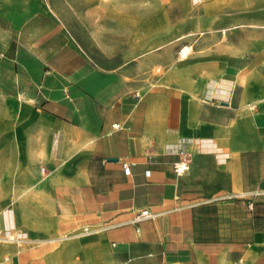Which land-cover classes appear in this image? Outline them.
Masks as SVG:
<instances>
[{
    "label": "rangeland",
    "instance_id": "obj_1",
    "mask_svg": "<svg viewBox=\"0 0 264 264\" xmlns=\"http://www.w3.org/2000/svg\"><path fill=\"white\" fill-rule=\"evenodd\" d=\"M184 47L189 50L182 57ZM6 72L36 73L41 85L55 86L57 95L75 97L80 126L85 123V87L91 97L87 106L102 96L112 98L107 105L122 107L137 99L143 103L147 94L162 89H184L183 81L202 94L217 82L222 101L235 102L243 93L240 108L249 112L246 103H263L256 92L264 90V0H0V75ZM228 79L236 86L231 98ZM22 118L0 107V216H15L18 239L68 235L53 243L59 249L45 264H116L98 229L72 236L83 226L66 228L71 214L62 196L52 192L55 184L85 183V150L90 148L85 129L59 125L52 130L58 136L53 149L44 120L33 129L21 125ZM41 184H49L43 201L34 198V187ZM247 194L249 203L257 200ZM22 198L30 223L22 221ZM39 242L0 239V262L11 258L10 250L17 264L18 251ZM220 243L226 248L248 242ZM236 247L230 248L236 258L227 264H242L241 246Z\"/></svg>",
    "mask_w": 264,
    "mask_h": 264
},
{
    "label": "crops",
    "instance_id": "obj_2",
    "mask_svg": "<svg viewBox=\"0 0 264 264\" xmlns=\"http://www.w3.org/2000/svg\"><path fill=\"white\" fill-rule=\"evenodd\" d=\"M0 76V107L21 113V125L33 129L43 119L51 148L58 143L52 130L59 125L85 129L90 146L85 150V183L55 184L52 192L62 196L71 214L66 228L85 225L84 233L98 229L116 264H227L236 258L230 249L236 246L242 264H264V90L256 92L263 103L248 102L245 112L240 108L243 93L232 101L236 86L230 79L231 99L226 101L218 97L217 82L202 94L183 81L184 89H162L147 94L143 103L137 99L122 107L107 105L112 98L102 96L93 101V108L87 106L91 97L85 87V123L80 126L75 97L57 95L55 86L41 85L36 73ZM202 97L208 100L197 102ZM178 149L191 158L182 174L173 170ZM125 160L130 163L128 174L121 166ZM36 187L45 193L49 184ZM246 193L257 200L249 203ZM218 195L236 196L213 199ZM143 208L163 214L126 223ZM114 223L120 225L112 227ZM17 225L12 213L3 212L0 235L14 232L19 237ZM59 237L19 251L17 264H45L46 256L59 249L53 244ZM221 241L248 243H227L224 248Z\"/></svg>",
    "mask_w": 264,
    "mask_h": 264
},
{
    "label": "built area",
    "instance_id": "obj_3",
    "mask_svg": "<svg viewBox=\"0 0 264 264\" xmlns=\"http://www.w3.org/2000/svg\"><path fill=\"white\" fill-rule=\"evenodd\" d=\"M251 109L254 108V105H249ZM113 128H118V124H112ZM178 159L173 163V170L176 174H182L186 172L189 169V165L191 162L190 154L182 149H178ZM122 170L124 174H128L130 171V163L128 161H122L121 162ZM44 167H40V172L43 173ZM236 195H218L215 196L213 199L222 200L227 198H232ZM163 212H154L149 210L148 208H143L137 211L134 216L129 219L126 223H139L145 220H151L155 219L158 216L162 215ZM120 225V223H114L111 226H117ZM123 264V263H122Z\"/></svg>",
    "mask_w": 264,
    "mask_h": 264
},
{
    "label": "bare ground",
    "instance_id": "obj_4",
    "mask_svg": "<svg viewBox=\"0 0 264 264\" xmlns=\"http://www.w3.org/2000/svg\"><path fill=\"white\" fill-rule=\"evenodd\" d=\"M202 0H191V2H193V3H196V2H201ZM238 1V0H237ZM233 2V1H232ZM188 50H189V48L188 47H184V48H182L181 49V51H180V55L182 56V57H184V56H186V54H187V52H188ZM255 99V98H254ZM255 101V100H254ZM259 101V100H258ZM12 180V179H11ZM19 196V195H18ZM23 196H25V195H23ZM27 196V195H26ZM32 197V196H31ZM30 196H29V198H31ZM45 197V193H43L38 187H36L35 189H34V198L35 199H37V200H42L43 198ZM20 199V198H19ZM43 201V200H42ZM19 203H20V207H21V209H22V212H21V215H22V221L23 222H26V223H30V220H29V218H28V208H27V206H26V201H24L23 200V198H22V200H20L19 201ZM44 204V203H43ZM45 205V204H44ZM48 205V204H47ZM41 206V205H40ZM43 207V206H42ZM46 207V206H45ZM48 208V207H47ZM37 225V224H36ZM36 227V226H35ZM35 227H34V229H35ZM39 230V229H38ZM82 232H80V233H76V234H73L72 236H79V235H81V234H84V232H85V225H83V227H82ZM51 235V234H50ZM65 237H68V235H66V236H60L59 238H65ZM53 238H56V237H51L50 236V238H44V239H37V238H24V239H18L17 237H16V233H14V232H12L11 234H9L8 236H0V239H2V240H6V241H11V240H25V241H44V240H47V239H53ZM54 240V239H53ZM49 241V240H48ZM66 247H68L69 248V250H68V248H67V251H65V253L66 254H68L69 253V251H70V249H71V244L70 245H68V242H67V245H66ZM72 248H73V246H72ZM2 250H0V252H1ZM19 252V251H18ZM9 253H10V255H11V258H9V257H4V259L6 260V262L4 263V264H12L13 263V254L11 253V251L9 250ZM50 255H53V254H49V255H47V256H50ZM46 256V257H47ZM54 256V255H53ZM8 258H9V261H8ZM59 258H61V257H59ZM0 264H2V262H0Z\"/></svg>",
    "mask_w": 264,
    "mask_h": 264
},
{
    "label": "water",
    "instance_id": "obj_5",
    "mask_svg": "<svg viewBox=\"0 0 264 264\" xmlns=\"http://www.w3.org/2000/svg\"><path fill=\"white\" fill-rule=\"evenodd\" d=\"M224 103H226V102H224ZM110 159H114L115 160V158H110Z\"/></svg>",
    "mask_w": 264,
    "mask_h": 264
}]
</instances>
